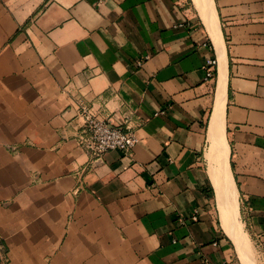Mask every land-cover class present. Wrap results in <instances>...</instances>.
I'll return each instance as SVG.
<instances>
[{
    "label": "crops",
    "instance_id": "1",
    "mask_svg": "<svg viewBox=\"0 0 264 264\" xmlns=\"http://www.w3.org/2000/svg\"><path fill=\"white\" fill-rule=\"evenodd\" d=\"M209 4L220 48L195 0H0V264H244L221 149L264 264V0ZM82 103L131 155L90 158Z\"/></svg>",
    "mask_w": 264,
    "mask_h": 264
},
{
    "label": "built area",
    "instance_id": "2",
    "mask_svg": "<svg viewBox=\"0 0 264 264\" xmlns=\"http://www.w3.org/2000/svg\"><path fill=\"white\" fill-rule=\"evenodd\" d=\"M182 25L183 24H180L178 26ZM149 57L150 55H145L138 59L136 61V66L138 68L142 67L145 60ZM204 71L205 80L213 79L216 76L217 59H206ZM78 117L81 125L78 136L79 144L93 161L102 159L106 153L114 150L121 151L125 155H131L134 147L140 140L136 130L111 123L93 112L92 109L84 103L79 105ZM197 219L198 211H195L191 220L196 221ZM186 221L187 220L183 222ZM0 257L1 260L7 259V249L1 239Z\"/></svg>",
    "mask_w": 264,
    "mask_h": 264
},
{
    "label": "bare ground",
    "instance_id": "3",
    "mask_svg": "<svg viewBox=\"0 0 264 264\" xmlns=\"http://www.w3.org/2000/svg\"><path fill=\"white\" fill-rule=\"evenodd\" d=\"M196 5L201 11L204 22L209 27L212 37L219 47L217 26L214 24L215 20L211 15V7L209 0H195ZM217 23V22H216ZM222 47V46H221ZM221 134V133H220ZM213 144V143H212ZM215 145V143H214ZM223 148V147H222ZM214 149V148H213ZM217 149V148H216ZM219 149V148H218ZM225 152L223 149L219 150L218 168L215 174V185L218 192L219 207L221 210V220L226 232L232 237L238 253L241 255L246 264H249L250 256H252V250L250 248L249 235L239 219V204L238 194L235 184L230 177V173L225 168ZM212 155L210 156V158ZM224 157V158H222ZM251 264V263H250Z\"/></svg>",
    "mask_w": 264,
    "mask_h": 264
},
{
    "label": "rangeland",
    "instance_id": "4",
    "mask_svg": "<svg viewBox=\"0 0 264 264\" xmlns=\"http://www.w3.org/2000/svg\"><path fill=\"white\" fill-rule=\"evenodd\" d=\"M249 240H250V248H251V250H252V256H250V262H249V264L251 263V264H263L262 263V260H261V255H260V253L257 251V249H256V247H255V245H254V243L252 242V240L250 239V237H249ZM244 264H246V262L244 263Z\"/></svg>",
    "mask_w": 264,
    "mask_h": 264
}]
</instances>
